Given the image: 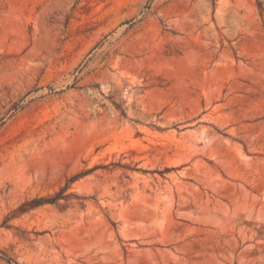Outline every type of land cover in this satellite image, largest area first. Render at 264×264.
Listing matches in <instances>:
<instances>
[{"label": "rangeland", "instance_id": "rangeland-1", "mask_svg": "<svg viewBox=\"0 0 264 264\" xmlns=\"http://www.w3.org/2000/svg\"><path fill=\"white\" fill-rule=\"evenodd\" d=\"M5 256L264 264V0H0Z\"/></svg>", "mask_w": 264, "mask_h": 264}, {"label": "trees", "instance_id": "trees-1", "mask_svg": "<svg viewBox=\"0 0 264 264\" xmlns=\"http://www.w3.org/2000/svg\"><path fill=\"white\" fill-rule=\"evenodd\" d=\"M61 196H62V192L60 191L57 194H55L53 197H49V198H37V199H35L33 201V203L34 204H38V203H41V202H54L55 200H57ZM5 257H6L5 259H6L7 262H13L14 264H17L12 258H10L8 256H5Z\"/></svg>", "mask_w": 264, "mask_h": 264}]
</instances>
